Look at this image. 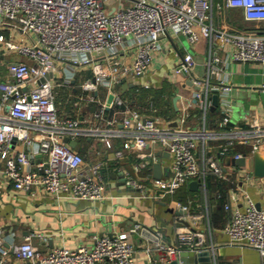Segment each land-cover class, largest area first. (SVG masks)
Returning a JSON list of instances; mask_svg holds the SVG:
<instances>
[{"label":"built area","instance_id":"2783aa9c","mask_svg":"<svg viewBox=\"0 0 264 264\" xmlns=\"http://www.w3.org/2000/svg\"><path fill=\"white\" fill-rule=\"evenodd\" d=\"M121 1L0 0V71L7 68L0 81V178L33 196L45 191L68 199L97 201L106 198L102 171L107 162L87 161L66 137L100 139L117 157L124 151L116 150L115 141L125 139L141 158L153 162L158 161L156 151L147 148L162 147L170 156L169 173L151 179L160 196L175 193L191 180L206 185L208 173L232 182L235 187L225 204L231 211L225 227L228 241L250 246L264 256V208L258 207L247 189L256 177L245 166L230 169L222 160L226 156L247 159L264 150V124L259 117L246 115L244 127L233 123V85L226 71L229 60L264 64V29L260 27L264 24V0H223L218 5L219 9H238L242 20L253 28L216 24V0ZM170 32L185 36L191 45L208 42L205 77L196 74L197 61L190 53L174 68L196 88L186 101L197 105L205 116L214 106L213 96L218 95L216 108L222 116L218 129H209L205 123L186 126L187 115L174 126L149 113L155 108L152 103L137 108L115 90L121 81L148 75L156 53L165 51L162 40ZM12 54L17 57L9 58ZM88 68L93 75L80 80L78 92L70 97V110L62 111L56 88L71 86L82 78L77 75L80 70ZM138 83L146 89L154 84L151 78ZM260 90L264 91V83ZM114 105H124L121 119L107 117L108 107ZM218 141L224 143H211ZM240 145L249 152L236 150ZM214 147L217 152L207 156ZM125 177L127 186L145 193L144 185L129 172ZM188 208L181 205L184 218L186 213L190 216ZM140 228L136 225L130 232L96 237L92 246L48 251L33 242V233L12 251L28 264H138L131 234ZM36 236L46 239L42 234ZM157 245L167 257L176 259L183 250H203L204 243L195 230L187 228L179 231L173 242L159 237ZM10 252L1 236L0 263Z\"/></svg>","mask_w":264,"mask_h":264},{"label":"crops","instance_id":"0c3cea01","mask_svg":"<svg viewBox=\"0 0 264 264\" xmlns=\"http://www.w3.org/2000/svg\"><path fill=\"white\" fill-rule=\"evenodd\" d=\"M222 1L218 0L215 6V23L228 28H245L246 22L242 20L238 9L226 10L223 7L219 9L218 5L221 6ZM162 41L165 51L156 53L148 75L141 79L127 80L129 86L126 88L117 84L115 90L122 99L137 108L147 107L146 101L149 97H154L158 107L155 106L149 113L154 117L160 116L171 121L174 126L180 124L182 117L187 115L186 126L197 127L205 123L209 129H218V121L221 118L219 108L209 109L205 116L197 105H189L186 99L192 97L196 88L186 75L177 73L174 68L183 55L190 53L197 61L196 74L205 77V64L209 58L208 42L202 40L196 45H191L185 36L172 32L165 35ZM255 65L259 64L233 60H229L226 64L228 79L233 85L230 93L233 123L243 127L247 125L244 120L249 114L259 117L264 124V91L260 90L264 83V69L257 71L253 68ZM6 73L7 68L2 67L1 81L5 79ZM77 75L82 78L73 81L71 86L56 88V101L62 111L70 110V97L78 92L80 80L91 77L93 73L88 68L81 69ZM147 78L153 79V87L146 89L138 86L139 80ZM213 81L215 82L216 79ZM100 90L101 94L105 95L106 90L104 88ZM177 95L180 97L174 103ZM122 109L124 105L108 107L106 115L108 118L121 119ZM118 127L122 128V124ZM78 142L81 145L79 152L87 161L107 162L102 171L107 187L106 198L97 201L74 200L45 191L33 196L17 191L11 183L0 178V230L6 247L11 248V252L0 264H28L17 259L12 247L33 233H35L32 235L33 242L41 250L48 251L63 246L68 248H76L80 245L92 246L96 237L130 232L136 225H140L141 228L131 234V239L135 245L138 264H170L179 260L181 253L192 252L183 250L176 259H171L157 245L159 237L173 242L177 240L178 232L187 228L197 232L198 239L204 243L203 250L210 251L213 264H264V256L258 250L250 246L231 244L228 241L225 227L230 221L231 211L225 208V204L230 202L229 193L231 188L235 187L232 182L225 181L230 183V187L224 203L220 201L219 188L215 184L217 179H221L213 173H208L206 185L199 182L197 189L191 188V180L175 193L160 196V191L153 188L151 183V179L156 178L152 163H149L148 159L141 158L140 153L125 139L115 141L116 150L124 151L121 157H117L114 150L107 149L100 139L84 137ZM222 142L224 143V141L211 143ZM240 147L247 148L249 152L248 147L241 145ZM147 149L156 151L158 158L156 162L161 163L162 176H166L171 161L168 152L158 146ZM217 150L218 147H214L206 155L215 154ZM201 154L202 152H199L200 157ZM259 154L264 160V150ZM227 157L230 156L222 159L227 168L239 167L233 164L231 157L228 162ZM254 157H248L245 165V168L252 173ZM127 172L144 185V189H147L145 193L137 187L125 184ZM209 176L215 178L211 185L208 182ZM247 189L264 208V179L256 178ZM181 205H188L190 216L186 213L184 218V213H179ZM145 229L155 234L158 239L155 240L147 235ZM36 234H42L46 239ZM189 258L186 256L185 260L180 259L179 263L197 264L190 262Z\"/></svg>","mask_w":264,"mask_h":264},{"label":"water","instance_id":"95a60500","mask_svg":"<svg viewBox=\"0 0 264 264\" xmlns=\"http://www.w3.org/2000/svg\"><path fill=\"white\" fill-rule=\"evenodd\" d=\"M191 83V81H190ZM119 87L122 88H126L127 86H129V83H127V81H121L120 83H118ZM180 95H177L174 99V103H176L177 99H179ZM113 98V95H110L108 102H111ZM213 101H214V106L212 107V109H215L216 106L218 105V95L215 94L213 96ZM65 141L69 143V145L71 147H73L75 150L79 151L80 150V143L76 140H72L69 137L65 138ZM169 154V153H168ZM254 170H253V175L256 178H261L264 179V160L262 158V155L259 154V152L255 153L254 155ZM226 160L229 162L230 161V157H227ZM233 164L238 165V166H245L246 165V158L243 157L241 159L238 160H232ZM149 163H152L153 165V173L154 176L156 178H161L162 174H163V168L160 162H153L151 158L148 159ZM199 185V181L198 180H192L190 182V186L192 189H197ZM258 207H261L260 204H258ZM179 213L183 214V211L180 210ZM147 235H149L150 237L154 238L155 240H157L158 238L156 237L155 234L151 233L149 230L145 229L144 230ZM189 256V261L193 262V263H197V264H213V262L211 261V256H210V251L209 250H202V251H192V252H183L180 255L179 260H175L172 261L170 264H180V259L185 260V257Z\"/></svg>","mask_w":264,"mask_h":264},{"label":"trees","instance_id":"16d2710c","mask_svg":"<svg viewBox=\"0 0 264 264\" xmlns=\"http://www.w3.org/2000/svg\"><path fill=\"white\" fill-rule=\"evenodd\" d=\"M234 12V11H233ZM238 17H240V16H238ZM247 23V22H246ZM249 24V23H248ZM253 24H252V27H250V28H253ZM260 27H261V29H264V24L263 25H260ZM245 28H247V27H245ZM146 103H147V106H149L150 107V104L152 103L153 105H154V107L155 106H157L158 107V104H157V100L154 98V97H149V99L146 101ZM221 114V113H220ZM221 118H222V116H221ZM220 118V119H221ZM219 119V120H220ZM236 150H239V151H243V152H247V148H244V147H240V146H237L236 147ZM213 180H215V178H213V176H209V179H208V182H209V185H211L212 183H213ZM216 186H218V188H219V196H220V201L222 202V203H224L225 201H226V198H227V196H228V189H229V187H230V183L228 184L227 182H225V181H223V180H218L217 179V181H216Z\"/></svg>","mask_w":264,"mask_h":264},{"label":"rangeland","instance_id":"374dc122","mask_svg":"<svg viewBox=\"0 0 264 264\" xmlns=\"http://www.w3.org/2000/svg\"><path fill=\"white\" fill-rule=\"evenodd\" d=\"M217 3H218V0H216V4ZM244 26L247 27V28H250V27H252V24L245 23ZM16 57H17V55L12 54L9 58L15 59ZM256 64H259V65H255V66H253V68H255L257 71H260V70L264 69V64L263 65L261 63H256ZM0 81H1V79H0Z\"/></svg>","mask_w":264,"mask_h":264}]
</instances>
